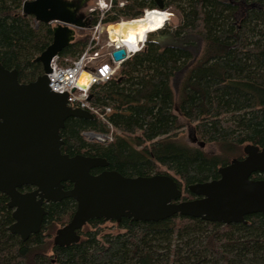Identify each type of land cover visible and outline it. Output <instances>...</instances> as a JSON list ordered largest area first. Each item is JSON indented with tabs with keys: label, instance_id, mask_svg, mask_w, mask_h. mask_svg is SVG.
<instances>
[{
	"label": "trees",
	"instance_id": "trees-1",
	"mask_svg": "<svg viewBox=\"0 0 264 264\" xmlns=\"http://www.w3.org/2000/svg\"><path fill=\"white\" fill-rule=\"evenodd\" d=\"M24 1L0 0V63L15 68L19 81L26 83L42 73L35 58L51 43L53 26L34 25L33 17L21 11ZM123 1V7L104 14V23L135 20L144 9L156 7L155 0ZM160 1L177 24L164 26L158 36L171 32L203 39L201 53L181 83L177 108L193 123L196 137L216 143L221 153L176 141L181 127L172 113L171 78L192 55L185 47L161 46L151 37L114 78L90 91L92 102L111 107L113 139L87 141L82 130L107 132V124L96 117H68L60 130L61 151L103 157L107 169L124 176L168 174L185 200L194 196L188 185L218 178V168L245 144L264 145V0ZM92 15L96 22L97 14ZM87 40L85 31L78 30L58 54L59 62L76 57ZM6 202L0 192V264H264V213L230 224L179 214L158 221L122 218L114 234L105 232L107 221L97 218L79 229L77 243L57 246L51 237L71 219L76 208L72 198L45 204L40 231L26 240L8 231L12 217Z\"/></svg>",
	"mask_w": 264,
	"mask_h": 264
},
{
	"label": "water",
	"instance_id": "water-1",
	"mask_svg": "<svg viewBox=\"0 0 264 264\" xmlns=\"http://www.w3.org/2000/svg\"><path fill=\"white\" fill-rule=\"evenodd\" d=\"M155 1L162 10L161 1ZM75 6L79 5L64 0L24 1V15L39 23L61 22L52 27L51 43L35 58L42 73L24 83L15 68L0 63V192L13 209L9 231L26 240L41 228L46 214L43 203L64 198H72L76 208L71 219L56 229L53 244L57 246L77 243V230L97 218L118 223L122 218L158 221L179 214L230 224L245 223L248 214L264 213V178H251L253 173L264 174V145L245 144L244 157L220 166L218 178L188 185L194 197L185 200L168 174L124 176L107 169L103 157L61 151L65 120L93 119L89 111L69 106L66 92H54L48 85L51 60L74 41L77 30L88 26ZM112 56L120 60L125 51L120 48ZM95 168L101 170L92 173ZM65 182L71 184L67 189ZM23 185L34 189L20 192Z\"/></svg>",
	"mask_w": 264,
	"mask_h": 264
},
{
	"label": "built area",
	"instance_id": "built-area-1",
	"mask_svg": "<svg viewBox=\"0 0 264 264\" xmlns=\"http://www.w3.org/2000/svg\"><path fill=\"white\" fill-rule=\"evenodd\" d=\"M97 0L94 8H89V14L86 17L88 26L83 28L88 40L82 51L74 58H63V63H60V58L55 56L51 60V70L47 73L49 88L54 92H66L67 104L71 107H80L89 111L93 117H96L101 122L107 124L109 131L98 132L94 129H84L81 135L87 141H98L107 143L113 139V127L108 120V115L111 113V107H101L91 101L90 91L93 86L103 84L114 78L120 68V65L130 59L134 54L139 52L146 43L149 32L146 33L144 40L139 41L135 48L128 47L123 42L112 41L107 30L108 25L117 22L104 23L102 21L105 13L112 10L114 6L123 7V0ZM96 10L101 12L100 17L96 22H92V13ZM156 10V9H150ZM147 9H144L145 14ZM164 11V10H162ZM164 12L170 15L168 10ZM122 20V19H121ZM120 20V21H121ZM168 19L165 21L166 25ZM34 25L38 22L33 20ZM61 23L59 21H51L50 25ZM163 25V26H164ZM124 49L125 57L120 60H115L112 56L113 51ZM82 72L91 75V80L87 87L84 88L79 83V78Z\"/></svg>",
	"mask_w": 264,
	"mask_h": 264
},
{
	"label": "rangeland",
	"instance_id": "rangeland-1",
	"mask_svg": "<svg viewBox=\"0 0 264 264\" xmlns=\"http://www.w3.org/2000/svg\"><path fill=\"white\" fill-rule=\"evenodd\" d=\"M68 2H74L78 4V7H74L76 14L85 15L89 12V8L95 7L97 0H64ZM166 9H164L165 11ZM95 13L100 17L101 12L96 10ZM168 21L165 27L173 28L177 24V17L170 12L168 14ZM159 31L151 33L147 38L151 37L158 41L161 46L175 45L185 47L191 52V59L181 66L171 78V87L174 95V105L172 107V113L176 116V122L180 125V130L176 137V141L182 144H186L191 147L199 148L208 154L219 155L221 153L220 147L216 143L201 142L195 135L193 123L182 116L177 108V100L179 96V90L184 76L189 69L190 65L198 58L203 48V39L198 34H183L181 36H174L171 32L158 36ZM77 35V34H76ZM241 155V152L235 153L236 157ZM85 227V226H84ZM86 229V228H85ZM103 230L108 233H117L119 229L115 226V223L107 221L103 224ZM54 234V233H53ZM53 236V235H52ZM52 238V237H51Z\"/></svg>",
	"mask_w": 264,
	"mask_h": 264
},
{
	"label": "bare ground",
	"instance_id": "bare-ground-1",
	"mask_svg": "<svg viewBox=\"0 0 264 264\" xmlns=\"http://www.w3.org/2000/svg\"><path fill=\"white\" fill-rule=\"evenodd\" d=\"M168 13L162 10L147 9L146 13L135 20H121L108 25L107 30L112 41L123 42L129 48L138 46L139 41L144 40L147 32L157 31L163 27L168 19ZM91 80V75L82 72L79 83L86 88Z\"/></svg>",
	"mask_w": 264,
	"mask_h": 264
},
{
	"label": "flooded vegetation",
	"instance_id": "flooded-vegetation-1",
	"mask_svg": "<svg viewBox=\"0 0 264 264\" xmlns=\"http://www.w3.org/2000/svg\"><path fill=\"white\" fill-rule=\"evenodd\" d=\"M244 157V154H243V147H242V149H241V155H238V156H236V157H232V158H238V159H241V158H243ZM231 158V159H232ZM230 162V161H229ZM228 162V163H229ZM227 163V164H228ZM255 174V177H258V178H254V175ZM251 178H254V179H260V178H264V174H261V173H253L252 174V176H251ZM34 189V187L33 186H31V185H23V186H21V187H19V191L20 192H30V191H32ZM194 197V196H193ZM8 197H7V202H8ZM7 202H6V205H7ZM45 204H47V203H43V206H44V208H45ZM8 207V206H7ZM9 208V207H8ZM10 210H11V217H12V211H13V209H11V208H9ZM110 222H111V220H109ZM14 222V219H13V217H12V222L9 224V225H11L12 223ZM115 224H117L116 222H114ZM119 223V222H118ZM63 226V225H62ZM9 227V226H8ZM61 227V226H60ZM59 228V227H58ZM58 228H56V229H58ZM41 229V228H40ZM56 229H55V231H56ZM8 231H9V229H8ZM40 231V230H39ZM55 231H54V234H55ZM10 232V231H9ZM11 233V232H10ZM38 233V232H37ZM77 233L80 235V238H81V234H80V232H79V230H77ZM11 234H14V233H11ZM36 234V233H35ZM54 234H53V236H52V243H53V237H54ZM16 235H18V234H16ZM31 235H33V234H30L29 236H28V238L31 236ZM19 236V235H18ZM19 238H20V236H19ZM27 238V239H28ZM21 239V238H20ZM22 240V239H21Z\"/></svg>",
	"mask_w": 264,
	"mask_h": 264
}]
</instances>
